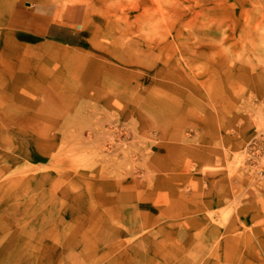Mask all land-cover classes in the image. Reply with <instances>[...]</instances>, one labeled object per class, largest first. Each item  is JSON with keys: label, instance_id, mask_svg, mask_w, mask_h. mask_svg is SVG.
<instances>
[{"label": "rangeland", "instance_id": "1", "mask_svg": "<svg viewBox=\"0 0 264 264\" xmlns=\"http://www.w3.org/2000/svg\"><path fill=\"white\" fill-rule=\"evenodd\" d=\"M0 264H264V0H0Z\"/></svg>", "mask_w": 264, "mask_h": 264}, {"label": "crops", "instance_id": "2", "mask_svg": "<svg viewBox=\"0 0 264 264\" xmlns=\"http://www.w3.org/2000/svg\"><path fill=\"white\" fill-rule=\"evenodd\" d=\"M80 4H58L51 1H42L33 5L29 15H18L15 19L17 27L28 33L47 35L56 32L55 22L66 25L82 23L85 9Z\"/></svg>", "mask_w": 264, "mask_h": 264}]
</instances>
